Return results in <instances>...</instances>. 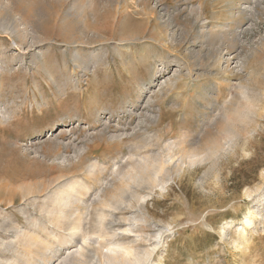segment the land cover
I'll list each match as a JSON object with an SVG mask.
<instances>
[{
  "label": "rangeland",
  "instance_id": "1",
  "mask_svg": "<svg viewBox=\"0 0 264 264\" xmlns=\"http://www.w3.org/2000/svg\"><path fill=\"white\" fill-rule=\"evenodd\" d=\"M69 183L82 231L57 219ZM113 239L264 264V0H0V264H74L84 241L104 264Z\"/></svg>",
  "mask_w": 264,
  "mask_h": 264
},
{
  "label": "bare ground",
  "instance_id": "2",
  "mask_svg": "<svg viewBox=\"0 0 264 264\" xmlns=\"http://www.w3.org/2000/svg\"><path fill=\"white\" fill-rule=\"evenodd\" d=\"M17 20L14 19V21L16 23H17ZM3 27H4V30L5 31H7V32L10 31V33L12 32V33L16 34V33L19 32V28L16 27V24H15L14 27H10V28L9 27H6V24H3ZM182 162L183 161L180 160V162H178L176 164L175 162H173L172 159L170 161H166V160L163 161L162 160V162L160 161V163H158V164H156L154 166L156 169L158 167V170H154L155 169L154 167L152 168V170H153L152 171V176L148 179V181H146L145 178L142 177L143 179L141 178L142 180L139 181V183H143L144 181H146L147 183L149 182L150 185L151 184L154 185V187L160 186V185H162V183H161V180H159L160 179L159 178V173H161L162 171H164L165 170V167L172 166V165H175V168L176 169H181L183 167V163ZM173 163H175V164H173ZM149 169L150 168L147 167L146 171L149 170ZM69 185H70V183L68 184V187H69V190H67L68 192L66 191L65 193H63L62 195H60L61 198H62V200H61L62 203H61L60 212H59L60 213L59 214L60 217H58L57 219H59V218L61 219L59 221V223L60 222H64L66 220L68 221V222L66 221L67 223H69V222L71 223L74 220L75 222L71 224V226H72L71 229L73 231H76V230H79L80 229L79 228V224H80L79 222L80 221L75 220L74 218H71V217L69 218L67 214L69 212H71V211H75L78 214L79 213V210H81V207L87 205V202H88L87 200L88 199H87V194L86 193H88V192L87 191L85 192V189H86L85 186H82V185L81 186H78V184L77 185H73L72 183H71V186H69ZM128 187L129 186H127L126 188H122L120 190L121 194H119V193L118 194H115L107 202H103L99 206V208L97 209L98 210L97 211V213H98V216H97V224L100 225L99 227L101 229H102L101 226H103V224H105V221H106L105 220V218H106L105 212L108 211V212H110V214L112 216H114V214H117V212H124V211L129 210V209H131L133 207L132 205H128L126 203L127 198L125 197V194L124 193L127 192L126 189ZM139 187L141 189V186H138V188ZM133 197H134V199H132V200L136 202V201H138V200L141 199V194L134 192L133 193ZM86 208H88V207L86 206ZM70 216H73V215H70ZM112 216H110V218ZM111 224H112V221L111 222H108V225H105V231H101L103 233H100V237L101 238L102 237H107L108 235H111V236L114 235V233L111 231V229H112V227H110ZM80 231H82V229H80ZM80 231H77V232L80 233ZM98 232H100V231H98ZM74 234L75 233H71L70 234L71 235V238H72V241L77 242L76 241L77 238H75L76 236H74ZM122 236H121V238H122ZM117 237L118 236L116 235V238ZM63 240H64V238H63ZM40 244H41L40 242H31L29 247L33 249V248H36L37 246H39ZM103 246H104V244L102 245V247ZM106 246L109 247V249H108L109 254L108 255L103 254L102 257H103V260H104L103 261L104 264H148L151 261V258L153 257V255L156 253V249L155 248L152 249V250H150V249H132L131 247H128L127 245H125L123 243H119L118 240H114V242H111V243H106ZM47 248H49V247L47 246ZM91 254H94L95 255L96 258L95 257L94 258L97 259L96 261H100L101 260V259L99 260V258H100L99 257V254H97L96 252H93L92 249H91V246L88 245L86 243V241H84L83 244L80 246V249H79V251L77 253V256H75V258H74V264H89L87 258H89L88 256L91 255ZM92 261H95V260L92 259ZM100 263L102 264L101 261H100ZM28 264H30V263L28 262Z\"/></svg>",
  "mask_w": 264,
  "mask_h": 264
}]
</instances>
